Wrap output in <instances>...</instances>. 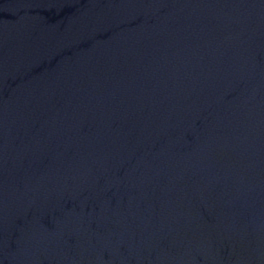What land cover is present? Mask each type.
Here are the masks:
<instances>
[{
    "label": "water",
    "instance_id": "95a60500",
    "mask_svg": "<svg viewBox=\"0 0 264 264\" xmlns=\"http://www.w3.org/2000/svg\"><path fill=\"white\" fill-rule=\"evenodd\" d=\"M0 264H264V0H0Z\"/></svg>",
    "mask_w": 264,
    "mask_h": 264
}]
</instances>
